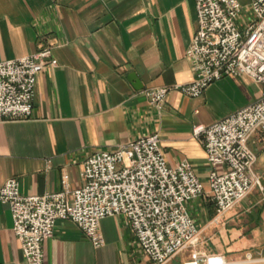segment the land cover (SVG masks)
I'll list each match as a JSON object with an SVG mask.
<instances>
[{
  "label": "crops",
  "instance_id": "obj_1",
  "mask_svg": "<svg viewBox=\"0 0 264 264\" xmlns=\"http://www.w3.org/2000/svg\"><path fill=\"white\" fill-rule=\"evenodd\" d=\"M240 23L251 18L250 0ZM197 29L194 0H0V62L52 47L58 66L38 75L30 117L0 120V187L15 178L24 196L75 190L82 164L96 151L114 150L156 133L169 166L188 162L204 194L188 204L199 243L167 264L221 257L224 264H264L263 134L255 188L233 209L216 216L207 184L211 167L197 124H212L253 103L261 86L247 77H224L199 98L170 91L160 112L144 91L194 79L186 51ZM222 171V168H217ZM103 244L93 246L71 221L58 220L42 244L43 264H152L123 216L100 220ZM0 264H24L7 204L0 202ZM199 264H205L201 261Z\"/></svg>",
  "mask_w": 264,
  "mask_h": 264
},
{
  "label": "built area",
  "instance_id": "obj_2",
  "mask_svg": "<svg viewBox=\"0 0 264 264\" xmlns=\"http://www.w3.org/2000/svg\"><path fill=\"white\" fill-rule=\"evenodd\" d=\"M197 29L186 51L194 79L185 84L144 91L150 107L160 112L170 91L199 98L224 77H247L261 86L259 97L209 125L197 124L192 135L203 144L211 167L208 188L217 217L233 209L253 189H262L255 171L257 152L252 136H264V0H250L251 18L240 23L238 0H194ZM58 66L50 45L34 54L0 62V120L30 117L38 75ZM264 152V138L261 146ZM217 168H222L218 171ZM83 185L75 190L24 196L17 179L0 187L12 232L24 264H43V242L52 237L58 220L73 222L95 247L103 244L101 219L123 216L139 249L152 264H167L199 243L198 228L188 204L204 194V185L186 161L169 166L156 133L88 155L81 170ZM224 264L221 257L188 264Z\"/></svg>",
  "mask_w": 264,
  "mask_h": 264
}]
</instances>
